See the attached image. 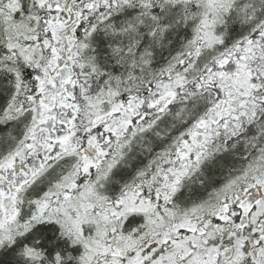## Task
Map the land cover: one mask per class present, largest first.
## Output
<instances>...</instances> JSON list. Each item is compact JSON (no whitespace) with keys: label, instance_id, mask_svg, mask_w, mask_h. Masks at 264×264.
<instances>
[{"label":"snow or ice","instance_id":"6c2138e0","mask_svg":"<svg viewBox=\"0 0 264 264\" xmlns=\"http://www.w3.org/2000/svg\"><path fill=\"white\" fill-rule=\"evenodd\" d=\"M0 264H264V0H0Z\"/></svg>","mask_w":264,"mask_h":264}]
</instances>
